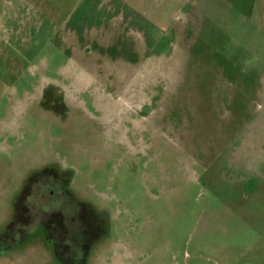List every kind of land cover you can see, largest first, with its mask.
<instances>
[{"label": "rangeland", "instance_id": "374dc122", "mask_svg": "<svg viewBox=\"0 0 264 264\" xmlns=\"http://www.w3.org/2000/svg\"><path fill=\"white\" fill-rule=\"evenodd\" d=\"M51 164L108 214L84 264H264V0H0V264H62L43 176L16 213Z\"/></svg>", "mask_w": 264, "mask_h": 264}, {"label": "flooded vegetation", "instance_id": "af4514ba", "mask_svg": "<svg viewBox=\"0 0 264 264\" xmlns=\"http://www.w3.org/2000/svg\"><path fill=\"white\" fill-rule=\"evenodd\" d=\"M49 90L51 89H48L44 94V98L50 103L48 108L57 118H67L70 112L64 105L61 93L54 91L49 93ZM32 174H34L33 177H30L29 182L23 185L16 198L15 203L18 204L16 213L18 214L19 204L22 203L20 199H24L25 190L30 188L31 180L38 175L43 176L49 184V193L51 197H55V200L53 197L50 203L41 201L46 206L44 209L40 207L39 202H35V205L44 214H47V217L41 220L34 219L29 226L36 224L37 228L41 229L44 239L52 245L56 258L62 264L86 263L95 246L105 240L107 236L109 228L107 212L79 199L72 200L73 202L68 201L67 198H73L68 186L71 175L70 172L62 170L58 165L51 164ZM30 198L33 196L29 195L26 199ZM25 227L22 228L25 229ZM5 237L7 235H4Z\"/></svg>", "mask_w": 264, "mask_h": 264}, {"label": "trees", "instance_id": "16d2710c", "mask_svg": "<svg viewBox=\"0 0 264 264\" xmlns=\"http://www.w3.org/2000/svg\"><path fill=\"white\" fill-rule=\"evenodd\" d=\"M15 224V222H12L9 226H8V229H10L11 226H13ZM8 231V230H7ZM8 233V232H6Z\"/></svg>", "mask_w": 264, "mask_h": 264}]
</instances>
